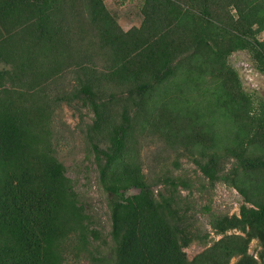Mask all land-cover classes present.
I'll return each mask as SVG.
<instances>
[{"label":"trees","instance_id":"16d2710c","mask_svg":"<svg viewBox=\"0 0 264 264\" xmlns=\"http://www.w3.org/2000/svg\"><path fill=\"white\" fill-rule=\"evenodd\" d=\"M142 12L125 31L105 0H0V264H66L71 254L91 264H260L249 246L264 247V102L230 65L218 70L226 52L216 28L264 72V0H144ZM193 57L200 71L180 67ZM70 71L79 87L60 91ZM75 99L95 114L88 136L110 196V249L97 254L89 248L101 232L56 155L55 111ZM221 123L231 129L220 135ZM145 131L190 145L211 184L242 195L238 214L211 213L222 236L192 258L176 205L188 180L158 178L170 188L156 197L140 161Z\"/></svg>","mask_w":264,"mask_h":264},{"label":"rangeland","instance_id":"374dc122","mask_svg":"<svg viewBox=\"0 0 264 264\" xmlns=\"http://www.w3.org/2000/svg\"><path fill=\"white\" fill-rule=\"evenodd\" d=\"M105 3L125 31L143 24L144 0H105ZM230 9L231 14H236L233 6ZM216 35L219 44L226 52L221 53L222 59L219 61L218 70H221L223 65H230L234 68L239 74L243 88L254 97V103L259 107L260 102H264V72L256 67L257 62L253 57V51L250 48H233V35L219 27L216 28ZM256 38L263 40L264 30L257 34ZM200 58L193 57L181 64L180 67L186 65L200 71L198 64ZM102 64L105 62L101 59L98 69L102 70ZM211 76L208 74L204 77L210 84ZM77 82L76 73L70 71L60 79L55 87H58L60 91L72 93L76 87H79ZM193 94L195 95V93ZM186 95L192 97V92L186 90ZM155 104L159 105L154 98L150 106H155ZM94 119L93 109L83 100L75 99L61 102L55 111L53 123L56 133V155L64 163L66 174L71 178L80 201L85 203L86 211L92 216V226L101 232L99 239L92 241L89 248L94 254H97L96 252L100 253V251L104 252L106 249H110L104 240L110 241L111 219L108 207L110 196L100 183L98 166L88 136L89 127ZM221 124L220 135L225 128L231 129L227 125L228 123ZM138 129L141 130L140 127ZM219 138L221 142L224 141L221 137ZM177 147L178 145H174L157 133L145 131L139 136L140 161L149 182L156 183L158 178L170 175L188 180L189 186H180L178 189L176 205L181 213H184L186 223L193 235L192 242L184 249L192 258L222 236L211 225V213L219 215L228 213V210L221 207V203L214 200L216 185L225 183L230 197L235 194L233 190L235 186L222 180L217 181L214 185L211 184L195 162L198 157L196 151L190 145ZM190 149H193L194 153L190 152ZM233 163L234 159L228 163L225 171H228ZM154 185L156 197L159 192L166 194L170 188L166 182H157ZM231 232L240 231L235 228L228 233ZM261 252H264L263 245L257 238L252 239L249 253L257 257L260 264H264V258L260 256ZM236 260L237 257L233 258L230 264H234ZM90 262L91 258L83 257L79 261L71 254L66 264H91Z\"/></svg>","mask_w":264,"mask_h":264},{"label":"built area","instance_id":"2783aa9c","mask_svg":"<svg viewBox=\"0 0 264 264\" xmlns=\"http://www.w3.org/2000/svg\"><path fill=\"white\" fill-rule=\"evenodd\" d=\"M233 190L235 194L230 197L228 196V187L225 183L216 185L214 200L221 203V207L228 210L227 212L229 214H238L240 211V205L242 204V196L235 188H233Z\"/></svg>","mask_w":264,"mask_h":264}]
</instances>
